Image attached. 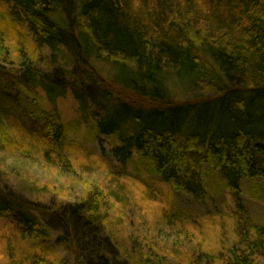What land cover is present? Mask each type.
Returning a JSON list of instances; mask_svg holds the SVG:
<instances>
[{
	"label": "trees",
	"instance_id": "obj_1",
	"mask_svg": "<svg viewBox=\"0 0 264 264\" xmlns=\"http://www.w3.org/2000/svg\"><path fill=\"white\" fill-rule=\"evenodd\" d=\"M0 4L6 8L0 20L3 151L60 157L66 125L55 110L42 111V128L27 130L9 122L7 107L30 118L38 90L50 102L69 93L81 105L88 101L101 110L90 124L97 136L119 141L112 152L121 163L139 166V173L142 168L199 203L219 187L235 203L233 239H218L222 246L217 249L198 240L197 221L163 211L145 234L131 232L122 252L118 240L104 234L109 217L102 212L105 193L92 194L57 211L63 234L55 244L66 254L60 256L50 247L52 232L36 210L3 196L0 220L9 221L7 228L17 234L15 247L21 248L19 242L26 248L17 253L11 238L0 232L6 249L0 264H264V226L251 219L242 200L246 194L264 204V0ZM23 41L31 47L23 48ZM40 50L51 53L52 69L37 64L40 56L33 55ZM17 59L20 68L8 66ZM93 60L125 76L115 75L116 82L139 99L120 101L106 90ZM148 196L154 198L152 191ZM158 244L163 249L155 252ZM169 246L183 251L184 259L170 263L163 256Z\"/></svg>",
	"mask_w": 264,
	"mask_h": 264
},
{
	"label": "rangeland",
	"instance_id": "obj_2",
	"mask_svg": "<svg viewBox=\"0 0 264 264\" xmlns=\"http://www.w3.org/2000/svg\"><path fill=\"white\" fill-rule=\"evenodd\" d=\"M3 13H6V8L0 4L1 21L4 18ZM22 47L31 46L23 41ZM50 55L49 51L40 50L33 57L36 59L40 56L37 64L50 70L53 68ZM19 63L17 59L14 66H8L20 68ZM91 66L97 71L99 79L104 81L103 86L106 90L120 96V101L131 102L139 99V96L116 82L115 75L121 80L125 76L117 72L115 74L114 67L97 60H93ZM171 94L179 98V94L175 91ZM32 98L36 101L35 106L31 108L32 111L30 110L34 113L30 118H27L24 111L20 112L15 107H7V118L11 119L9 120L11 124H17L16 128L38 129L43 126L42 111L55 110L60 115L62 123L66 125L65 138L59 149L60 157L51 158L37 150H34L31 156L21 153L12 154L8 150L3 151L0 147V199H3V196H11L31 205L36 210L34 214L52 232L53 240L50 247H55L60 256L66 254L63 248H57L55 244L56 237L63 234L56 220L57 211L60 207L78 204L87 200L92 194L100 195L101 192L106 195L105 203L102 202L105 207L102 212L109 213L105 221L104 234L110 232L121 244L122 252L130 243V233L140 229L145 234L148 229L156 226L155 223L162 217L163 211L183 213L197 221L201 227L194 233L198 240L205 239L204 247L207 246L210 250L221 247L218 239H222L225 235L227 239H233L230 217L235 212V203L222 187L213 189L206 200L199 203L191 196L166 186L148 171L141 168L139 173V166L121 163L115 158L112 149L119 146V141L116 138L97 136L90 124L92 118L101 115V110L95 104L87 101L83 106L69 93L50 102L40 90ZM28 102L23 101L24 106H27ZM171 102L175 105L185 103V101ZM146 104L148 107L149 104ZM1 135H3L2 131H0V143L3 139ZM150 191L154 195L153 199L148 198ZM242 200L251 219L257 225L264 226V204L246 194L243 195ZM8 224L9 221L0 220V232L10 237L15 247L14 236L17 234L7 228ZM3 243L2 240L1 245ZM17 243L22 251L26 248L25 245ZM1 245L0 254H3L6 249ZM10 246L12 245L9 244L8 247ZM145 246L148 247L149 242ZM17 248L15 247V250L18 253L20 249ZM152 248L156 252L162 247L158 244ZM164 248L163 256H167L170 263L184 259V252L176 247Z\"/></svg>",
	"mask_w": 264,
	"mask_h": 264
}]
</instances>
